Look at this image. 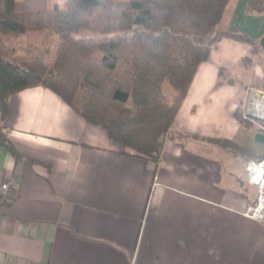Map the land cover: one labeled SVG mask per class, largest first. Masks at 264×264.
Instances as JSON below:
<instances>
[{
    "label": "crops",
    "instance_id": "obj_1",
    "mask_svg": "<svg viewBox=\"0 0 264 264\" xmlns=\"http://www.w3.org/2000/svg\"><path fill=\"white\" fill-rule=\"evenodd\" d=\"M229 0L221 21L258 42L264 13ZM262 47V46H261ZM248 43L222 38L199 67L168 133L157 166L126 156L105 130L89 124L41 86L15 94L0 126L21 155L0 148V259L8 264H264V222L244 216L256 201L247 155H264L244 111L248 89L264 83ZM263 56V55H262ZM224 75H220V70ZM233 82H229V81ZM253 82V85H251Z\"/></svg>",
    "mask_w": 264,
    "mask_h": 264
},
{
    "label": "trees",
    "instance_id": "obj_2",
    "mask_svg": "<svg viewBox=\"0 0 264 264\" xmlns=\"http://www.w3.org/2000/svg\"><path fill=\"white\" fill-rule=\"evenodd\" d=\"M228 2L130 0L120 6L117 0H66L64 8L49 9L45 0H0L2 119L15 94L41 86L86 122L105 130L111 141L124 147L126 156L157 166L194 77L217 42L230 38L248 43L246 66L259 52L256 39L221 26ZM248 11L264 13V0H249ZM80 29L103 35L77 38L74 33ZM44 30L55 32V44L19 46L15 41ZM166 80L177 90L172 100L163 89ZM234 117L242 126H252L241 105ZM215 142L249 160L263 157L254 158L250 149L230 140ZM1 147L21 158L4 126Z\"/></svg>",
    "mask_w": 264,
    "mask_h": 264
},
{
    "label": "built area",
    "instance_id": "obj_3",
    "mask_svg": "<svg viewBox=\"0 0 264 264\" xmlns=\"http://www.w3.org/2000/svg\"><path fill=\"white\" fill-rule=\"evenodd\" d=\"M264 119V90L256 87H250L247 93V99L244 105V115L253 123H256L260 132L264 133V122H259L248 115ZM247 182L256 189V201L248 205L244 216L264 222V155L261 159H250L246 165ZM19 183L16 180L3 183L0 186V192L7 195L12 189L17 190ZM0 264H8L0 259Z\"/></svg>",
    "mask_w": 264,
    "mask_h": 264
},
{
    "label": "rangeland",
    "instance_id": "obj_4",
    "mask_svg": "<svg viewBox=\"0 0 264 264\" xmlns=\"http://www.w3.org/2000/svg\"><path fill=\"white\" fill-rule=\"evenodd\" d=\"M117 1L120 6H126L127 4L130 3V0H117ZM45 2H46V7L49 9H53L56 7L64 8L66 0H45ZM127 33H131V31H127ZM110 34L113 33H107L106 35H110ZM101 35L103 34L86 29H80L74 33V36L77 38H89V37H96ZM15 41H18L19 46H25L31 43L38 45L40 47H46L50 43L55 44L57 42V35L55 34V32L51 30L35 31V32H28L26 34H23L21 37L15 38ZM258 51H259L258 54L254 58L256 59L261 56L264 62V50L262 49V47H260ZM251 85H253V82ZM252 87H256V86H252ZM256 88L258 89L261 88L262 90V86ZM163 89L171 100L177 94L176 88L170 83L169 80H166L164 82Z\"/></svg>",
    "mask_w": 264,
    "mask_h": 264
},
{
    "label": "water",
    "instance_id": "obj_5",
    "mask_svg": "<svg viewBox=\"0 0 264 264\" xmlns=\"http://www.w3.org/2000/svg\"><path fill=\"white\" fill-rule=\"evenodd\" d=\"M260 44L262 46V49L264 50V38L261 39ZM248 116L250 118H253V119L259 121V122H264V119H262V118L255 117V116H253L251 114H249ZM255 141L258 142V143L264 144V133H262L260 131L257 132L256 135H255Z\"/></svg>",
    "mask_w": 264,
    "mask_h": 264
}]
</instances>
